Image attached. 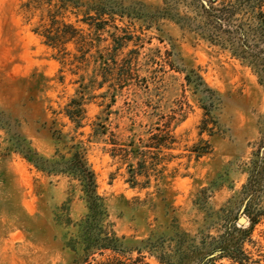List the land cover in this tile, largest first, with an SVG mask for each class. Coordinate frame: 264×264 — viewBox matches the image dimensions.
<instances>
[{"label":"rangeland","instance_id":"374dc122","mask_svg":"<svg viewBox=\"0 0 264 264\" xmlns=\"http://www.w3.org/2000/svg\"><path fill=\"white\" fill-rule=\"evenodd\" d=\"M43 1L29 9L30 0H0V264H198L247 218L243 188L264 158L259 77L233 56L231 35L207 32L214 24L200 0ZM49 9L95 39L88 57L121 46L114 74L92 77L96 64L76 61L74 43L63 52L46 45L34 30ZM81 98L86 114L75 129L65 108ZM94 123L106 127L101 141L90 140ZM165 128L172 149L148 153V177L133 184L130 166L139 171L140 163L123 160L120 149L146 151L151 133ZM71 138L88 150L104 205L98 224L77 180L27 159L69 158ZM263 205L264 198L254 209ZM251 241L244 250L256 259L264 216Z\"/></svg>","mask_w":264,"mask_h":264},{"label":"trees","instance_id":"16d2710c","mask_svg":"<svg viewBox=\"0 0 264 264\" xmlns=\"http://www.w3.org/2000/svg\"><path fill=\"white\" fill-rule=\"evenodd\" d=\"M43 0H30L27 4L29 9H40L44 6ZM51 6V2L47 3ZM205 17L212 21V31L214 35L220 36L231 35L227 40L229 43L228 48L231 49L233 56L241 59L245 64L252 68L254 73L259 77L260 83L264 86V0H200ZM219 4V7H215ZM56 7V5H55ZM59 11L56 9H49L46 16L41 18L40 26L34 32L43 38L44 43L54 49L63 52L66 50L65 46L68 43H74L79 54L74 55V59L80 62L81 65H88L92 57L96 67L93 71L92 77H108L111 73L114 74V69L118 68L119 62L117 57L121 46H113L108 49L106 54L89 55L94 47L95 39L90 37V34H84L83 30L78 29L73 24H68L60 20ZM241 14L242 19H235L237 15ZM88 18V17H87ZM90 19L93 17L89 16ZM247 18L246 22L243 19ZM91 28L94 27L93 23H89L88 19L84 21ZM227 26L235 27L233 32L224 30ZM99 30L98 25L94 27ZM232 33V34H231ZM238 38V39H237ZM114 100V99H113ZM86 109L84 108L83 99H72L65 108V115L75 125V129L83 127V120L85 119ZM93 132L90 134L91 141H101L106 136L107 131L105 125L102 123H94ZM158 133H151L148 143L144 146L147 150H140L139 147L131 145L132 149H120L123 160H137L139 171L130 166L129 174L133 179L131 182L136 184L138 176L148 177V167L145 165V157L151 153L153 149L161 150L172 149L174 143V136L169 128L157 129ZM264 136V131L262 132ZM67 136L60 135L58 140H65ZM106 140V139H105ZM72 145L68 147L70 157L66 155H59L58 161L54 163L38 162L31 157L28 160L33 162L36 168L48 174L66 175L80 184L81 190L88 202L89 215L88 219L94 224H98L103 219V199L97 193L96 176L90 167L87 159L88 150L82 141H75L71 138ZM107 142V140H106ZM264 142V141H263ZM116 146V143H112ZM264 144V143H263ZM113 151H116L113 150ZM123 153V154H122ZM207 154V151H197V158ZM116 157L117 155H112ZM244 193L246 200L240 209L241 214H245L248 219L249 225L238 224L237 220L234 221L232 227L233 234L229 239L220 243L215 249L207 254L199 257L198 264H215L217 259H228L232 264H264V247L260 245L259 254L256 259L250 253L244 250L246 242L255 244L251 241V236L259 224L260 219L264 216V205L261 209H254L256 202L264 198V158L253 163L249 171V178L244 185ZM257 244V243H256ZM101 250L116 249L110 244L97 245ZM88 259V256H87ZM163 264H173L169 261L160 259ZM90 262V261H88ZM138 261L127 263L118 258H109L107 262L96 264H138ZM91 264V263H89Z\"/></svg>","mask_w":264,"mask_h":264},{"label":"water","instance_id":"95a60500","mask_svg":"<svg viewBox=\"0 0 264 264\" xmlns=\"http://www.w3.org/2000/svg\"><path fill=\"white\" fill-rule=\"evenodd\" d=\"M238 222L239 224H245L246 222H248V220L245 216H240Z\"/></svg>","mask_w":264,"mask_h":264}]
</instances>
